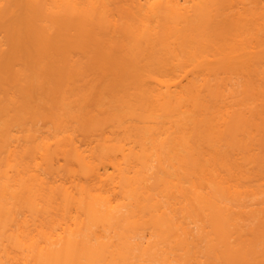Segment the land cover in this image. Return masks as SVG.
<instances>
[{"label": "bare ground", "instance_id": "1", "mask_svg": "<svg viewBox=\"0 0 264 264\" xmlns=\"http://www.w3.org/2000/svg\"><path fill=\"white\" fill-rule=\"evenodd\" d=\"M0 264H264V0H0Z\"/></svg>", "mask_w": 264, "mask_h": 264}, {"label": "rangeland", "instance_id": "2", "mask_svg": "<svg viewBox=\"0 0 264 264\" xmlns=\"http://www.w3.org/2000/svg\"><path fill=\"white\" fill-rule=\"evenodd\" d=\"M252 188L256 189V188H259V187L255 183H253ZM262 197H263V195L261 193H258V194H255V195H251V198L258 199V200L260 198H262Z\"/></svg>", "mask_w": 264, "mask_h": 264}]
</instances>
